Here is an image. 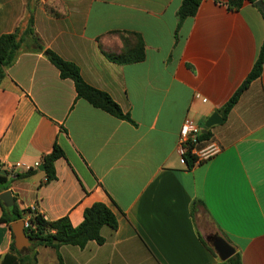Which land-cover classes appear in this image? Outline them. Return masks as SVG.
I'll use <instances>...</instances> for the list:
<instances>
[{"label":"crops","instance_id":"0c3cea01","mask_svg":"<svg viewBox=\"0 0 264 264\" xmlns=\"http://www.w3.org/2000/svg\"><path fill=\"white\" fill-rule=\"evenodd\" d=\"M181 1L0 0V37L21 34L30 17L43 49L74 64L132 121L77 99L73 82L30 45L5 69L0 175L7 176L0 193L10 191L19 213L33 209L45 221L66 217L77 227L94 203L117 220L115 231L101 229V245L54 249L31 242L36 264H59L58 256L62 264H226L213 249L216 237L241 264H264V62L226 118L219 113L253 67L264 20L248 2L235 11L226 0H201L175 36ZM140 42L142 61H114ZM213 113L222 122L204 140L220 153L182 167L175 147L183 120L202 131ZM54 145L63 157L46 182L38 167ZM15 163L38 167L24 177L11 169ZM12 242L10 226L0 221V257Z\"/></svg>","mask_w":264,"mask_h":264},{"label":"trees","instance_id":"16d2710c","mask_svg":"<svg viewBox=\"0 0 264 264\" xmlns=\"http://www.w3.org/2000/svg\"><path fill=\"white\" fill-rule=\"evenodd\" d=\"M257 1H260L263 6V9L258 8V10L264 20V4L261 0H226V6L230 10L237 11L242 7L244 2L254 4ZM200 2L201 0L181 1V4L176 11L177 26L175 36H177L178 29L182 22L196 14ZM31 22L32 20L29 17L27 28L21 34H19L17 30L14 33L2 35L0 37V82L5 75V69L13 64L20 49L27 48L28 45H30L34 50L43 52L45 58L58 70L61 79H69L73 82L77 99L86 101L92 107L99 109L114 118L132 122L129 115L125 114L108 94L87 85L81 78L79 70L74 64L64 61L57 54L48 49H43L38 42V38L34 35L31 29ZM143 58V45L140 42L137 50L135 49L114 61L117 62V64L123 65L140 62ZM263 62L264 42L261 45L253 67L244 82L245 86L260 77ZM244 87H241L219 110L223 119L226 118L227 114L237 102ZM209 135V132L201 134V139H208ZM61 157H63V153L56 145L53 146L52 151L48 155L43 157L41 165L43 166V171L46 175V182L55 179L53 164ZM32 174L33 171H28L23 176L28 177ZM6 176V171H3L2 175H0V183H2ZM0 204L2 209L0 221L2 223L10 226L11 223L21 220V215L15 204L11 208L2 206L1 202ZM30 222L34 226V230H26V235L29 240L36 245L48 246L54 249H58L60 246H74L83 249L89 242H95L97 245H101L105 241L100 234L101 229L103 227H107L111 231L117 229L115 215L102 203H94L86 208L83 212V220L77 227H72L66 217L55 221H45L38 214H35ZM35 256L36 255L32 252L31 248L26 249L25 253L17 251L12 242L9 252L3 257H0V264H36ZM58 261L59 264H62L59 256ZM225 263L241 264L239 254L235 253L232 257L227 259Z\"/></svg>","mask_w":264,"mask_h":264},{"label":"built area","instance_id":"2783aa9c","mask_svg":"<svg viewBox=\"0 0 264 264\" xmlns=\"http://www.w3.org/2000/svg\"><path fill=\"white\" fill-rule=\"evenodd\" d=\"M203 101L205 102V100ZM201 134V129L192 119L185 118L183 120L175 147L178 163L182 167L192 169L211 160L220 153V147L214 141L201 139ZM37 167L38 163L32 166L25 165L24 163H15L11 166V169L28 172L36 170ZM35 214L38 213L33 209H23L20 211L25 233L28 229L34 230V226L31 224L30 220Z\"/></svg>","mask_w":264,"mask_h":264},{"label":"water","instance_id":"95a60500","mask_svg":"<svg viewBox=\"0 0 264 264\" xmlns=\"http://www.w3.org/2000/svg\"><path fill=\"white\" fill-rule=\"evenodd\" d=\"M254 6L258 7L259 9H263V6L260 1L255 2ZM244 86L245 84H243L242 87ZM221 122L222 119L220 118V116L217 113H213L206 121L204 125V129L201 131V133L206 134L207 129H209L212 126L218 125ZM38 170L42 171L43 166L40 165L38 167ZM0 201L3 203V205L6 208H11L14 205V200L10 191H4L0 193ZM10 230L13 235V245L17 251H23L30 247L31 241L29 240V238L27 237L24 231L23 222L21 220L11 223ZM212 245H213V249L215 250L221 261H226L227 259L232 257L235 253L234 249L220 237L214 238Z\"/></svg>","mask_w":264,"mask_h":264},{"label":"rangeland","instance_id":"374dc122","mask_svg":"<svg viewBox=\"0 0 264 264\" xmlns=\"http://www.w3.org/2000/svg\"><path fill=\"white\" fill-rule=\"evenodd\" d=\"M200 222V225L202 226V227H204L206 230L208 229V227H207V223H206V221H205V219L202 217V219L199 221ZM210 242V241H209Z\"/></svg>","mask_w":264,"mask_h":264}]
</instances>
